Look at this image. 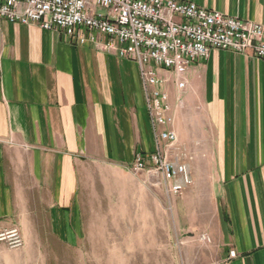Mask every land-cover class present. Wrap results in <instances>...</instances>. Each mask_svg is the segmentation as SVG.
Returning <instances> with one entry per match:
<instances>
[{
    "label": "crops",
    "instance_id": "obj_1",
    "mask_svg": "<svg viewBox=\"0 0 264 264\" xmlns=\"http://www.w3.org/2000/svg\"><path fill=\"white\" fill-rule=\"evenodd\" d=\"M181 1L264 25V0ZM0 69V232L32 219L75 246L83 234L79 164L125 166L155 148L139 67L91 41L4 22ZM161 74L169 77L178 139L190 136L191 124L200 147L194 188L205 169L212 186L211 242L194 262L264 264V61L212 50L190 67L179 97L174 76Z\"/></svg>",
    "mask_w": 264,
    "mask_h": 264
},
{
    "label": "built area",
    "instance_id": "obj_2",
    "mask_svg": "<svg viewBox=\"0 0 264 264\" xmlns=\"http://www.w3.org/2000/svg\"><path fill=\"white\" fill-rule=\"evenodd\" d=\"M4 22L61 31L81 44L91 41L103 50H114L138 65L155 148L137 153L131 168L159 177L174 195L184 192L193 181L189 164L177 153L173 106L165 89L169 77L161 71L173 75L177 87L184 89L190 67L207 61L212 50L250 54L264 61V25L191 1L0 0V25ZM99 35L108 41L98 43ZM1 242L13 249L24 246L18 229L0 233ZM229 256L237 254L231 251Z\"/></svg>",
    "mask_w": 264,
    "mask_h": 264
},
{
    "label": "rangeland",
    "instance_id": "obj_3",
    "mask_svg": "<svg viewBox=\"0 0 264 264\" xmlns=\"http://www.w3.org/2000/svg\"><path fill=\"white\" fill-rule=\"evenodd\" d=\"M173 82L177 87L175 77ZM186 88L187 83L184 89L177 87V97ZM176 105L182 108L181 99ZM195 108L198 115L200 104ZM200 125L196 120V130ZM191 130L190 124V136L178 139L176 152L189 164L192 176L191 165L200 147L193 141ZM133 162L125 166L91 161L79 164L80 243L69 246L58 240L52 226L34 225L29 219L19 227L22 248L0 243V264H196L199 251H206L211 242L208 229L213 225V194L207 170L196 189L192 176V185L174 195L167 192L159 177L134 172ZM49 233L51 241L47 240ZM38 237L45 240L33 241Z\"/></svg>",
    "mask_w": 264,
    "mask_h": 264
}]
</instances>
